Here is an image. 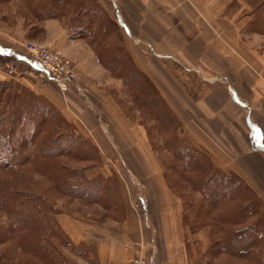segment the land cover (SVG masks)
Masks as SVG:
<instances>
[{
    "label": "crops",
    "instance_id": "obj_1",
    "mask_svg": "<svg viewBox=\"0 0 264 264\" xmlns=\"http://www.w3.org/2000/svg\"><path fill=\"white\" fill-rule=\"evenodd\" d=\"M110 1L133 63L150 78L179 122L182 134L210 158L215 169L239 177L251 197L262 204L264 215V42L241 39L243 32L264 35L260 27L254 29L256 15L264 14V7L234 0L238 5L229 16L227 7L232 0ZM58 27L59 45L81 73V91L70 90L82 95L91 89L98 97L86 98V109L76 111L74 118L80 133L96 145L102 158L89 170L95 175L104 172L112 166L110 158L118 154L126 169L135 171L133 175L153 170L156 179L158 167L149 160L151 151L144 132L133 128L101 89L98 78L105 68L65 47L74 41V34L61 24ZM180 31L189 34L188 38L169 33ZM137 32L144 33L137 37ZM0 54L31 64L29 56L2 46V42ZM175 63L197 76V90L192 92L193 88L179 80L173 71ZM88 110L96 120L87 116ZM105 111L108 117L103 120ZM119 200L122 215L115 220L108 211L113 222L110 225L65 209L54 215L68 239L67 244L59 243L58 252L54 250L59 253L60 264H131L136 256L152 264H195L208 248L206 226L191 233L183 225L179 198ZM258 247L259 251L254 249L258 252L254 264H264V246Z\"/></svg>",
    "mask_w": 264,
    "mask_h": 264
},
{
    "label": "trees",
    "instance_id": "obj_2",
    "mask_svg": "<svg viewBox=\"0 0 264 264\" xmlns=\"http://www.w3.org/2000/svg\"><path fill=\"white\" fill-rule=\"evenodd\" d=\"M49 1L50 6L53 5L56 9L44 8L45 13L53 15H56L55 12L60 15L65 12L66 2L72 1L77 9L81 5L78 0ZM248 1L252 7L259 8L264 5V2ZM91 4L93 10L90 11L88 20L92 24L100 23L98 29H102L103 37L106 30L114 28L104 26L106 23L100 8L94 0H91ZM76 14H79L77 16L81 21L86 15L85 12L80 15L79 11ZM96 29L97 27L94 30ZM110 44L107 46L110 47ZM109 52L107 54L111 62L118 67L120 58L113 57ZM129 61L131 63L130 59ZM130 68L128 73H121V70L118 77L126 84L132 100L139 108L148 109L157 122L158 129L164 133L162 148L171 156V160L163 168L165 178L173 186L180 181L184 189L193 193L190 198H196L195 194L200 197L198 201L193 199L191 202L192 216L189 217L183 212V225L190 231L204 226L209 230V246L200 253L195 264H228L216 263L215 259L220 255L228 260L229 257L242 260L246 258L254 264L257 261L258 246H264V215L258 202L253 200L239 177L215 169L203 151L180 146L182 138L175 127H179V122L171 109L162 103L158 113L154 106L157 101L162 102L160 95L143 72L132 64ZM130 72L134 76H130ZM140 78L146 83L149 81L154 89L153 98L147 93L151 95L147 100L148 96L138 88ZM14 87L11 82L0 79V212L7 219V226H0V245L7 243L6 246H0V264H35L31 261L32 258L39 260V264H60L59 256L52 253L56 249L54 251L46 248L50 244L46 236H54L59 243H67L68 239L58 221L48 212L51 209L50 201L47 200L49 197L31 190L30 187L20 188L17 185L18 173L15 174V171L23 164L31 163L47 180L57 183L60 194L97 202L100 199L97 195L105 194L104 200L107 204L103 203V207L106 209L114 204V199L119 198H115L112 186L101 173L91 178L85 175L86 170L101 162L96 145L85 138L76 124L57 112L48 101L28 90L18 92ZM146 101L148 104L143 105ZM61 155L84 160L94 158L98 161L67 169L58 162H52ZM44 161L52 162L53 168L42 167ZM117 182L119 181L116 179L115 183ZM186 204L188 203L185 202ZM248 219L252 221L247 222Z\"/></svg>",
    "mask_w": 264,
    "mask_h": 264
},
{
    "label": "rangeland",
    "instance_id": "obj_3",
    "mask_svg": "<svg viewBox=\"0 0 264 264\" xmlns=\"http://www.w3.org/2000/svg\"><path fill=\"white\" fill-rule=\"evenodd\" d=\"M78 2H80L81 4L78 9L75 7L72 1L71 3L66 2V7L64 8V10L66 11L61 15L57 12H55L56 15H53L52 13H45L46 9L44 8L50 10L56 9L53 5L50 6L51 2L49 0H0V42H2V46L13 47L17 52L24 53L27 56H29V54L26 46L29 43L38 46H49L58 51L62 56L73 63V65L78 69L79 80L81 81V73L77 63L74 60L70 59L59 45L61 39L59 40L58 38V26L61 24L67 27L70 33L74 34L73 36L75 37V39L74 41H72L73 43L69 42L67 44H64V46L73 53L79 52L80 56L86 57L88 60H94L95 62L100 63L105 68V71L110 74V76H108L109 74H107L103 69L104 74L99 75L98 79L101 82L100 86L103 93L110 97L111 100H109L111 101V103L115 107L117 106L119 111H121L126 119L130 121L129 123L133 128H138L144 132L145 139L148 143V148L151 151L150 153L152 158L149 157V160L152 161L153 167L154 163L157 164L158 167V178L156 177V179L153 177V170L144 171V175L137 174L135 176L133 175L135 171L132 172L129 169L127 170L126 167L122 164L121 157L118 154H114L113 159L110 158L111 164L110 160L108 161L112 166H108L107 170H105L104 172L99 171L97 174L101 173L104 179L108 181V183H110L112 189L115 192V198H179L183 205V212H185L189 217L192 216L191 202H193V199H195V202L198 201V199L200 198L199 195L195 194L196 198H190L193 193H189L187 189H184L180 181H178L179 183L173 186V184L169 183V179L165 178L163 168L165 167V163H167L168 160H171V156L164 152V148H162L164 133H162L161 130L158 129V126L156 124L157 122L149 113L148 109L139 108L135 101L132 100L131 94L128 92V89L125 86L126 84H124L123 80H121L122 78L118 77V75H120L122 72L128 73V71H130L131 69V64L134 66L136 65L133 63L129 52L124 45L123 40L125 32L115 20L111 1L94 0V3L100 8L101 15L106 23V25L104 26L114 28L106 30L107 32L103 37L102 29H98L100 23H98V25L96 24L97 22L92 24L88 20L90 18V11L93 10L91 6V0H78ZM246 2L249 3L248 0H246ZM256 2L261 3L264 2V0H255L254 3ZM237 5V2H235L234 0L229 3L227 7L229 16H231V13L234 12ZM262 7H264V5ZM78 11L80 12V15L83 12L86 13L82 21L77 16L79 14H76ZM233 16L234 15H232V17ZM256 17L257 20L254 29H258L260 27L261 31H264V14L260 13L256 15ZM54 19H56V21ZM48 20L53 23L49 24ZM96 27L97 29L95 31L94 29ZM135 33L132 34L133 37H135ZM137 33V37H139V35H142L144 32ZM169 33L173 35L178 34L187 38L189 35L184 31ZM252 34L243 32V36L241 39L244 42H264V35L254 36ZM48 42L58 43L51 44ZM109 44L111 45L110 47L107 46ZM108 51H110L109 53H111L113 57H118V59L120 58L121 61L117 64L118 67H115L114 62H111L110 57L107 54ZM149 52L147 54H150ZM113 57L112 59H114ZM128 58L131 60V63ZM89 64H91L90 61ZM89 64L87 67L90 66ZM179 67L180 66L178 64H173V71L175 72L179 80H181L183 84H187L185 86L189 85L190 89L193 88L191 90L192 92H194V90H197L199 88L198 85L200 84L198 83L199 81L196 80L197 76L190 74L186 70ZM32 70L33 69H31L28 64L17 62L12 57L9 58L0 54V79L11 82V84L15 86L14 89L18 92H20L21 90H28L33 94L39 95L40 97L48 101L56 109L57 112H59L65 118L71 120L73 123H75L74 118L77 117V114L75 112L79 111L82 113L83 109H86V98H98L96 97V93H94L91 89L82 93V95H78L73 90L62 92L52 82L46 80L38 72H33ZM144 75L147 77V80L152 83L150 78L146 74ZM130 76L134 75L131 73ZM135 80L138 81V79ZM80 81L78 82V86L81 89ZM149 81H147L148 83H146L142 80V78H140L138 81V88H140L145 93V95L148 96L146 97L147 100L149 99V97H151V95L153 98L154 94L152 92V90L154 89L151 88L152 86L150 85ZM140 99L142 104V98L140 97ZM162 103L166 104L165 101H162L161 103L160 101H157L156 105L154 106V109H156L158 113L161 111ZM147 104L148 101H146L143 105ZM88 111L89 113L87 116H91L92 120H96L93 113L90 110ZM106 116L108 117L107 111H105L104 114L102 113V119L105 120L107 118ZM160 116L162 115L160 114ZM175 127L177 134H180V137L182 136V143L180 146L184 148L193 147V145H191L188 142L187 138L182 134V130H180L177 125ZM111 141L112 140H110V143L112 144ZM104 144L108 146V143L105 142ZM84 146L85 145H82V147ZM97 161L98 160H95L94 158L84 160L72 157L71 155H61L58 157V159L56 158L52 162H58L61 166H64L67 169H74L77 167H81L87 162ZM52 162L44 161L42 167L52 169ZM57 165L59 166V164ZM16 173H18V175H16L18 180L17 185L20 188L23 189L25 187H30L31 190L43 193L44 195L49 197L47 198V200L50 201L49 205L51 206V209H49L48 212H50L51 216L53 215V217L55 215L54 211L59 212L61 209H65L74 213H83L84 215L91 217V219L93 220L106 222L110 225L113 224V222L112 220H110L112 218H109L107 216L108 211L109 213H112L110 217H114L115 220H119L122 215L123 208L121 205L122 203L119 199H114V204L108 206L109 208L107 207L106 209L103 207V203L107 204L106 200H104L105 194L103 195L100 193L99 195H97V197L100 198L98 202L87 201L82 198H75L65 194H60L57 191V183L47 180L46 177L43 176L42 173L38 170V168L36 170L35 166L31 163L23 164L18 170L15 171V174ZM95 173V171L93 172L88 169L86 170L85 175L91 178L95 176ZM116 179L119 182L115 183ZM118 183L120 185V191ZM101 199H103L104 201H101ZM185 202L188 204L185 205ZM257 204L262 210V204ZM40 206H43L42 203H40ZM250 221H252V219L247 220V222ZM0 226H7V219L1 212ZM196 231L197 230H192L190 232L194 233ZM46 237L50 240V244L49 246H46V248L49 247L53 250L57 249L58 252L59 242L56 240V238L48 234ZM43 242L44 241H42V243ZM6 244L7 243L1 244L2 246H0L3 247L6 246ZM43 245L45 246V243ZM57 252L52 253H56L57 255H54L58 257L59 253ZM61 253H63L64 255L65 253L67 254V252L65 251H61ZM256 255H258V252L256 253ZM262 259L264 260V254L262 255ZM215 260L216 263L227 262L228 264H251L246 258L242 260L235 258L230 259L229 257L228 260V258L224 255H220L218 259ZM31 261L35 264H39V260H36L34 258H32Z\"/></svg>",
    "mask_w": 264,
    "mask_h": 264
},
{
    "label": "built area",
    "instance_id": "obj_4",
    "mask_svg": "<svg viewBox=\"0 0 264 264\" xmlns=\"http://www.w3.org/2000/svg\"><path fill=\"white\" fill-rule=\"evenodd\" d=\"M27 51L33 72H38L43 78L52 82L62 92L79 88V72L73 63L49 46L27 44ZM131 264H152L148 259L136 256Z\"/></svg>",
    "mask_w": 264,
    "mask_h": 264
}]
</instances>
